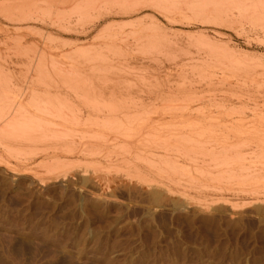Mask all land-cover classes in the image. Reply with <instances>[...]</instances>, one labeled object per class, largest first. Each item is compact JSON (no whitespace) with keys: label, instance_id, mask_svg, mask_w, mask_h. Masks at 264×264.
Wrapping results in <instances>:
<instances>
[{"label":"rangeland","instance_id":"rangeland-1","mask_svg":"<svg viewBox=\"0 0 264 264\" xmlns=\"http://www.w3.org/2000/svg\"><path fill=\"white\" fill-rule=\"evenodd\" d=\"M53 1L0 0V107L52 131L0 143V264H264V23L236 11L257 0L230 1L224 25L185 0L162 5L174 20L122 17L124 0Z\"/></svg>","mask_w":264,"mask_h":264},{"label":"bare ground","instance_id":"bare-ground-1","mask_svg":"<svg viewBox=\"0 0 264 264\" xmlns=\"http://www.w3.org/2000/svg\"><path fill=\"white\" fill-rule=\"evenodd\" d=\"M55 1V0H54ZM53 1V2H54ZM57 1V0H56ZM65 1V0H64ZM64 1L62 0V2L64 3ZM83 1V0H82ZM116 1V0H115ZM145 1H149L150 3H146ZM170 0H124L123 1V3H124V8H123V10H124V13L122 14V17H123V15H125V16H127V17H135V16H138L139 14H142V12H144L145 10H150V9H153V10H156V11H158L159 13H161L162 14V16H166V12L168 11H166L165 9H166V7L165 8H163V6H165V4H164V2H169ZM230 1H236V0H185V5H186V7L188 6V7H191L190 9H191V11H193L196 15H198V16H200V17H205L206 18V15H210V13H212L214 16H215V19L216 20H219V21H221L222 23L224 22V20H223V16H224V12H225V9H226V6H229L230 4H229V2ZM59 2V1H58ZM57 2V3H58ZM66 2V1H65ZM68 2H70V1H68ZM67 2V3H68ZM74 2V1H73ZM72 1L70 2L71 4L73 3ZM86 2V1H85ZM90 2V1H89ZM94 2V1H93ZM92 2V3H93ZM172 2H173V0H172ZM257 4L255 5V6H253V9H246V7L245 6H243V5H238V6H236L238 9H236V11L238 12H240L239 14V16L241 17V15L243 16V17H247V16H250V18L252 17V19H255L256 20V22H261L262 24L264 23V0H257V1H255ZM49 3V2H48ZM50 3H52V2H50ZM62 3V4H63ZM67 3H65V4H67ZM69 3V4H70ZM98 3V2H97ZM60 4V3H59ZM62 4H60V6L62 5ZM76 4H77V2H76ZM85 4V3H84ZM91 4V3H90ZM89 4V6H91ZM170 4V3H169ZM50 5V4H49ZM86 5V4H85ZM163 5V6H162ZM177 6V4H173V6ZM194 6V7H192V6ZM33 6V5H32ZM52 6V5H51ZM66 5H64V7H65ZM67 6H69V5H67ZM75 6V5H74ZM73 6V7H74ZM88 6V7H89ZM30 7V6H29ZM78 7V6H77ZM167 7H169V8H171V5L170 6H168V4H167ZM235 6H233V8H236ZM251 7H252V5H251ZM50 8V7H49ZM87 8V7H86ZM91 8H92V6H91ZM179 8V7H178ZM177 8V9H178ZM227 8H231V7H227ZM57 9V8H56ZM70 9H72V7L70 8ZM75 9V8H74ZM73 9V10H74ZM85 9V8H84ZM168 9V8H167ZM175 9V8H174ZM176 9V10H177ZM180 9V8H179ZM189 9V8H188ZM228 9V10H229ZM232 9V8H231ZM231 9L229 10V11H231ZM51 10V9H50ZM69 10V9H68ZM72 10V11H73ZM123 10H121L120 12L122 13L123 12ZM164 10V11H163ZM170 10V9H169ZM182 10V9H181ZM75 11V10H74ZM152 11V10H151ZM172 11V10H171ZM183 11V10H182ZM228 11V12H229ZM232 11H234V9H232ZM231 11V12H232ZM251 11H252V14L253 15H250L251 14ZM109 12V11H108ZM107 12V13H108ZM119 12V13H120ZM158 12H156L157 14H158ZM170 11H168V13H169ZM175 11H173V13H174ZM254 12V13H253ZM0 13H2V12H0ZM116 13H117V15H119L118 14V12L116 11ZM120 13V14H121ZM170 13H172V12H170ZM173 13L172 14H167V15H170V16H173ZM248 13H250V14H248ZM74 14V13H73ZM110 14H111V12H110ZM109 14V15H110ZM163 14H165V15H163ZM177 14H180L179 12H177ZM177 14H176V16H177ZM235 14V13H234ZM120 17H121V15H119ZM170 16H166V17H169L170 18ZM23 17V16H22ZM26 17V16H25ZM40 17V16H39ZM70 17V16H69ZM24 18V17H23ZM37 18V17H36ZM67 18V17H66ZM149 18H150V16H149ZM175 18V17H174ZM177 19H178V17H176ZM226 19H227V17H225ZM242 18V17H241ZM248 18V17H247ZM246 18V19H247ZM25 19H27L28 20V18H25ZM24 19V20H25ZM40 19V18H39ZM41 19H43V17L41 18ZM65 19V18H64ZM63 19V20H64ZM82 19V18H81ZM155 19V18H154ZM173 18L171 17L170 18V20H172ZM214 19V20H215ZM225 19V20H226ZM230 19V18H229ZM45 20H46V18H45ZM44 20V21H45ZM59 20V19H58ZM57 20V21H58ZM68 20V19H67ZM66 20V21H67ZM137 20V19H136ZM140 20V19H139ZM138 20V24H141V22L143 21V20H141V22ZM174 20V19H173ZM179 20V19H178ZM178 20H176L175 19V21H178ZM228 20V19H227ZM226 20V21H227ZM231 20V19H230ZM250 20V19H249ZM62 21V20H61ZM70 21V20H69ZM169 21V20H168ZM198 21H199V19H198ZM232 21H233V19H232ZM79 22V21H78ZM140 22V23H139ZM153 22V21H152ZM157 22V21H156ZM155 22V23H156ZM202 22V21H201ZM208 22V21H207ZM213 22V21H212ZM33 23V22H32ZM37 23V22H36ZM53 23V22H52ZM173 23V22H172ZM209 23V22H208ZM214 23V22H213ZM154 24V23H153ZM157 24V23H156ZM183 24V23H182ZM225 24H226V26H228L227 25V23L225 22ZM159 25V24H158ZM223 25H224V23H223ZM137 26V25H136ZM174 26V25H173ZM221 26V25H220ZM225 26V27H226ZM133 27H135V25L133 26ZM159 27H161V26H159ZM222 27V26H221ZM224 27V26H223ZM163 28V27H162ZM228 28V27H227ZM231 28V27H230ZM67 29V28H66ZM69 30V29H68ZM67 30V31H68ZM150 30V29H149ZM157 31H159V30H157ZM68 32H70V30L68 31ZM67 33V32H66ZM135 33V32H134ZM149 33V32H148ZM222 36H223V34H222ZM109 37V36H108ZM192 37V36H191ZM218 37V36H217ZM228 37V36H227ZM192 38H194V37H192ZM101 39V38H100ZM123 40V39H122ZM149 40V39H148ZM147 40V41H148ZM197 40V39H196ZM196 40L194 41V42H196ZM200 39H198V41H199ZM206 40V39H205ZM207 40H209V39H207ZM211 41V40H210ZM210 41H209V43H210ZM140 42V41H139ZM143 42H144V40H143ZM202 42V41H201ZM208 42V41H207ZM142 43V41L140 42V44ZM200 43V42H199ZM136 44H138V41H137V43ZM146 44V43H145ZM154 44V43H153ZM156 44V43H155ZM211 44V43H210ZM209 44V45H210ZM214 44V43H213ZM213 44H212V46L210 45V47H211V49H212V47H214L213 46ZM142 45L144 46V43H142ZM172 45V44H171ZM203 45V44H202ZM208 45V46H209ZM216 45V44H215ZM148 46H149V44H148ZM151 47H153L152 45H150ZM227 46H228V44H227ZM138 47V46H137ZM155 47V46H154ZM161 47V46H160ZM107 48H109V47H107ZM112 48V47H111ZM143 48V47H142ZM227 48V47H226ZM114 49V48H113ZM136 49H138V48H136ZM139 49H141V46H140V48ZM137 50V51H141V50ZM147 49V48H146ZM146 49H144V50H146ZM213 49H215V48H213ZM212 49V50H213ZM228 49V48H227ZM226 49V50H227ZM80 50H82V49H80ZM117 50V49H116ZM195 50V49H194ZM216 50V49H215ZM79 51V50H78ZM97 51V50H96ZM104 51V50H103ZM149 51V50H148ZM155 51H157V50H155ZM217 51H219V49H218V46H217ZM228 51V50H227ZM226 51V53H228ZM229 51H232L231 49L229 50ZM82 52V51H81ZM83 52H86V51H83ZM101 52V51H100ZM154 52V51H153ZM146 53V52H145ZM205 53V52H204ZM225 53V54H226ZM236 53V52H235ZM82 54V53H81ZM216 54V53H215ZM224 54V55H225ZM239 54V53H238ZM79 55V54H78ZM95 55V54H94ZM168 55V54H167ZM226 55H229V54H226ZM225 55V56H226ZM248 56V55H247ZM246 56V57H247ZM250 56V55H249ZM248 56V57H249ZM38 57V56H37ZM84 57V56H83ZM108 57V56H107ZM231 57V56H230ZM238 57V56H237ZM211 58V57H210ZM229 58V57H228ZM240 58V57H239ZM82 59V58H81ZM208 59V58H207ZM231 59H233L234 60V58L232 57ZM235 59H236V57H235ZM251 59H255L254 57H251ZM87 60V59H86ZM99 60V59H98ZM98 60H97V62H98ZM228 60V59H227ZM226 60V61H227ZM243 61H245L244 59H242ZM80 61V60H79ZM174 61V60H173ZM236 61H239V59H236ZM255 61V60H254ZM259 61V60H258ZM6 62V61H5ZM106 62V61H105ZM240 64L242 63L241 62V58H240ZM239 62H236V63H239ZM72 63V62H71ZM93 63H94V61H93ZM210 63V62H209ZM209 63H208V65H209ZM214 63V62H213ZM232 63V62H231ZM234 63V62H233ZM236 63H235V65H236ZM247 63V62H246ZM245 63V64H246ZM255 63V62H254ZM260 63H262L261 61H259V64ZM6 64V63H5ZM44 64H46V63H42V65L43 66H45ZM224 65H225V63H223ZM229 64V63H228ZM240 64H239V66H240ZM244 64V63H243ZM244 64V65H245ZM259 64H257V61H256V64H254L255 65V67H256V65L258 66ZM47 65V64H46ZM230 65V64H229ZM247 65H248V63H247ZM246 65V66H247ZM261 65V64H260ZM262 65H263V63H262ZM234 66V65H233ZM252 65H250V67H251ZM264 66V65H263ZM47 67V66H46ZM45 67V68H46ZM65 67V66H64ZM70 67V66H69ZM210 67V66H209ZM228 68H230L231 67V65L230 66H227ZM235 67H238V65L237 66H235ZM249 67V68H250ZM259 67V66H258ZM261 67V66H260ZM40 68L42 69V67L40 66ZM44 68V67H43ZM51 68H52V66H51ZM96 68V67H95ZM201 68V67H200ZM242 68H243V66H242ZM244 68H245V66H244ZM249 68H246V69H249ZM252 68H253V66H252ZM263 69H264V67H262ZM261 68V69H262ZM53 69V68H52ZM72 69V68H71ZM231 69H233V67L231 68ZM238 72H239V70H238V68H235ZM234 69V70H235ZM246 69H244V70H246ZM40 70V69H39ZM96 70V69H95ZM243 70V69H242ZM47 71V70H46ZM53 71V70H52ZM64 71V70H63ZM70 71V70H69ZM76 71V70H75ZM90 71H92L93 72V69L92 70H90ZM113 71V70H112ZM241 71V70H240ZM264 71V70H263ZM55 72V71H54ZM53 72V73H54ZM97 72V71H96ZM101 72V71H100ZM204 72H206V71H204ZM237 72V73H238ZM244 72V71H243ZM1 74H3L2 72H0ZM7 73V72H6ZM31 73V72H30ZM59 73V72H58ZM62 73L63 72H61V73H59V74H61L62 75ZM71 73V72H70ZM69 73V76L71 77V76H73L74 74H70ZM231 73V72H230ZM247 73H250V71L249 72H247ZM255 73V72H254ZM0 74V75H1ZM57 74V73H56ZM65 74V73H64ZM76 75H77V73H75ZM261 74H263V73H261ZM35 76H36V74H34ZM41 76H43V74H40ZM45 75H46V73H45ZM58 75V74H57ZM76 75H74L75 77H78V76H76ZM79 75V74H78ZM202 75V74H201ZM210 75V74H209ZM2 76V75H1ZM0 76V77H1ZM5 76V75H4ZM29 76V75H28ZM33 76V75H32ZM41 76L39 77V78H41ZM48 76H50V75H48ZM60 76V75H59ZM66 76H68V74L66 73L65 74V78H66ZM73 76V77H74ZM258 76H260L261 77V75H258ZM6 77V76H5ZM8 77V76H7ZM6 77V78H7ZM19 77V76H18ZM17 76H16V78H18ZM37 77H38V75H37ZM70 77H68V78H66V79H68L67 81H69V78ZM74 77V78H75ZM81 77V76H80ZM86 77V76H85ZM263 77H264V75H263ZM3 78V77H2ZM22 78V77H21ZM58 78V77H57ZM63 78V77H62ZM61 78V79H62ZM83 78V77H82ZM27 79H28V77H27ZM51 79V78H50ZM70 79H73V78H70ZM76 79L77 78H75V79H73L74 81H72V83L74 82V84L75 83H79V81L77 80V82H76ZM78 79H79V77H78ZM81 79V78H80ZM85 79H87V78H85ZM95 79V78H94ZM141 79H143V78H141ZM8 80V79H7ZM7 80H5L4 81V79H3V81L5 82V83H7L6 84V86L8 85V82H6ZM23 80V79H22ZM33 80H36V79H33ZM10 81V80H9ZM11 81H12V79H11ZM27 81V80H26ZM30 81V80H29ZM37 81V80H36ZM50 81V80H49ZM63 81V80H62ZM86 81H88V80H86ZM99 81V80H98ZM144 81V80H143ZM4 82L2 83V80H1V83L2 84H4ZM20 82V81H19ZM34 82V81H33ZM38 82L39 81H37V83L36 82H34V84H37L38 85ZM52 82V81H51ZM83 84H84V82L83 81H81ZM102 82H105V81H102ZM264 82V81H263ZM0 83V84H1ZM23 83V82H22ZM45 83V82H44ZM69 83H71V80L69 81ZM81 83V84H82ZM90 83H93V81L92 82H90ZM89 83V84H90ZM110 83V82H109ZM1 84V85H2ZM28 84V83H27ZM32 84V83H31ZM30 84V85H31ZM33 84V85H34ZM47 84V83H46ZM45 84V85H46ZM54 84H56V83H54ZM66 84L68 85V82L67 83H65V86H66ZM80 84V83H79ZM82 84V85H83ZM88 83H87V85H89ZM98 84H99V82H98ZM103 84H105V83H103ZM5 85V84H4ZM78 85V84H77ZM91 85V84H90ZM95 85V84H94ZM93 85V86H94ZM223 85V84H222ZM253 85V84H252ZM39 86H40V84H39ZM42 86V85H41ZM64 86V87H65ZM83 86H85V85H83ZM205 86V85H204ZM3 87L4 86H2V89H3ZM8 87V86H7ZM11 87V86H10ZM15 87V86H14ZM43 87V86H42ZM45 87V86H44ZM52 87V86H51ZM51 87H48V88H51ZM54 87V86H53ZM67 88H68V86H66ZM76 87V86H75ZM77 87H79V86H77ZM82 87V86H81ZM87 87V86H86ZM85 87V88H86ZM92 87V86H91ZM95 87V86H94ZM99 87H101V86H99ZM230 87V86H229ZM5 88V87H4ZM12 88V87H11ZM102 88V87H101ZM100 88V89H101ZM240 88V87H239ZM1 89V88H0ZM16 89V88H15ZM69 89V88H68ZM75 89V88H74ZM73 89V90H74ZM77 89V88H76ZM81 89V88H80ZM83 89V88H82ZM82 89L81 90H79V91H81V92H83L82 91ZM92 89V88H91ZM182 89V88H181ZM87 90V89H86ZM85 90V91H86ZM93 90V89H92ZM97 90H98V88H97ZM107 90V89H106ZM105 90V91H106ZM21 91V90H20ZM62 91V90H61ZM61 91H60V93H61ZM69 91H72V89L71 90H69ZM103 89H102V93L103 92H105ZM62 92H64V91H62ZM73 92V91H72ZM74 92H76V90L74 91ZM89 92V91H88ZM87 91H86V93H88ZM99 93H100V91H98ZM33 93V92H32ZM45 93V92H44ZM56 93H58V92H56ZM78 93V92H77ZM85 93V92H84ZM85 93V94H86ZM107 93V92H106ZM113 93V92H112ZM54 94V93H53ZM62 94V93H61ZM60 94V95H61ZM79 94V93H78ZM94 94H95V92H94ZM111 94V93H110ZM116 94V93H115ZM161 94V93H160ZM52 95V94H51ZM58 96H59V93L57 94ZM80 95V94H79ZM82 95V94H81ZM88 95V94H87ZM89 95H90V93H89ZM99 95V94H98ZM109 95V94H108ZM108 95L106 96V97H108ZM157 95V94H156ZM30 96V95H29ZM40 96V95H39ZM65 96V95H64ZM68 96V95H67ZM83 96H84V94H83ZM91 96V95H90ZM112 96V95H111ZM121 96V95H120ZM163 96V95H162ZM23 97V96H22ZM32 97V96H31ZM47 97V96H46ZM49 97V96H48ZM59 97H61V96H59ZM58 97V98H59ZM69 97V96H68ZM67 97V98H68ZM79 98H83V97H81V96H78ZM94 97H95V95H94ZM100 97V96H99ZM98 97V98H99ZM103 97H104V94H103ZM103 97H101L103 100H104V98ZM50 98V97H49ZM71 98V97H70ZM69 98V99H70ZM84 98H87V97H85L84 96ZM83 98V99H84ZM91 98V97H90ZM97 98V99H98ZM113 97H111V99H112ZM117 99H118V96L116 97ZM121 98H122V96H121ZM121 98H119L120 100H121ZM172 98V97H171ZM32 99V98H31ZM51 99V98H50ZM82 99V100H83ZM97 99H96V97H95V100L97 101ZM114 99V98H113ZM117 99H115V100H117ZM124 99H126L127 100V98L125 97ZM30 100V99H29ZM48 100V99H47ZM56 100V99H55ZM63 100H65V99H63ZM95 100H93L94 101V103H92V100L90 101V99L88 100V98H87V100L85 101V104L87 103V101L89 102L90 101V103H87V104H89V106H92V105H90L91 103L93 104V108H91V109H93V111H96V109H98V108H94V105L96 106L97 104V102L95 101ZM99 100V99H98ZM107 100V98L104 100V101H106ZM108 100H110V98L108 99ZM123 100V99H122ZM128 100H129V98H128ZM101 101V100H100ZM171 101V100H170ZM186 101V100H185ZM263 101V100H262ZM50 102V100L47 102V104L45 105V108H43V110L45 111L44 113L48 116V115H50V116H54V117H58L59 115H60V117H61V113L62 112H60V109H59V112H56V108L54 107L55 105H54V103H51L50 102V104H52L51 106H50V104H48ZM64 102V101H63ZM65 102H67L68 103V101L66 100ZM70 102V101H69ZM72 102V101H71ZM70 102V103H71ZM73 102H74V100H73ZM72 102V103H73ZM80 102V101H79ZM81 102H83V101H81ZM103 102V101H102ZM123 101H121V103H122ZM127 102V101H126ZM125 101L123 102V103H126ZM130 102H132V100L130 101ZM142 102V101H141ZM173 102V101H172ZM84 103V102H83ZM120 103V104H121ZM122 103V104H123ZM133 103V102H132ZM132 103H130V105L132 106ZM213 103V102H212ZM216 103H217V101H216ZM84 104V106H85V108L87 107L86 105ZM128 104V103H127ZM126 104V105H127ZM15 105V104H14ZM17 105V104H16ZM59 105V104H58ZM74 105V104H73ZM83 105V104H82ZM99 105H100V103H99ZM99 105H98V107H99ZM125 105V104H124ZM124 105H122V106H124ZM130 105H129V107H130ZM213 105V104H212ZM18 106V105H17ZM71 106H72V104H71ZM122 106H121V108H122ZM136 106V105H135ZM142 106H144V105H142ZM76 107H77V104H76ZM138 107V106H137ZM136 107V108H137ZM140 107H141V105H140ZM1 108V107H0ZM8 108V107H7ZM7 108H6V110H7ZM33 108H36V107H33ZM72 108V107H71ZM79 109H80V107H78ZM89 108V107H88ZM105 108V107H104ZM107 108V107H106ZM126 108H127V106H126ZM2 109V111H3V108H1ZM0 109V110H1ZM15 109V108H14ZM69 109V108H68ZM75 109V108H74ZM77 109V108H76ZM91 109H90V111H91ZM142 109V108H141ZM9 110H10V108H9ZM8 110V111H9ZM82 110V109H81ZM80 110V111H81ZM99 110V109H98ZM107 110H109L110 111V109L109 108H107ZM112 110V112H114L113 110H114V108H112L111 109ZM120 110H121V112H122V109H119V112H120ZM127 110V109H126ZM129 110H131V109H129L128 108V111ZM134 110V109H133ZM18 111H20V110H18ZM25 111V110H24ZM24 111H23V114H22V112H20V115H18V113L16 114H14L15 115V117H13V118H11V116H14V115H8L5 111H3L2 112V114H1V111H0V121H1V119L2 118H4L5 116H9L7 119H5L4 121L2 120V122H0V143L2 144V145H5L4 147H6L5 149H7V151L8 152H10V151H14V150H17L16 149V147L18 148V146L17 145H19V144H16L17 142L16 141H18V142H20L21 143V141H19L18 140V138H19V136H20V138L19 139H21L22 141H24V142H26L27 144L28 143H32L33 141L34 142H38V140H40L41 138H43V136L41 135L42 133H43V135L45 134L46 135V131L48 132L49 130V128H44V127H40L39 125H40V123H42V122H44V120H42L41 118H39L38 116H36L34 113H30V112H28V113H25L24 114ZM41 111V110H40ZM79 111V112H80ZM13 112V111H12ZM14 112H16V109L14 110ZM75 112V111H74ZM98 112V111H97ZM100 112V111H99ZM98 112V113H99ZM111 112V111H110ZM120 112V113H121ZM131 112V111H130ZM11 113V112H10ZM65 113V112H64ZM92 113H94V112H92ZM101 113V112H100ZM108 113V112H107ZM115 113H117V112H115ZM114 113V114H115ZM42 114V113H41ZM75 114H76V112H75ZM77 114H80V113H77ZM76 114V115H77ZM113 114V113H112ZM142 114H143V112H142ZM145 114H146V112H145ZM24 115V116H23ZM44 115V114H43ZM66 115L68 116V114L66 113ZM82 115V114H81ZM125 116H127V114H124ZM124 115H122V116H124ZM131 115H134V114H131ZM130 115V116H131ZM136 115V114H135ZM150 115V114H149ZM17 116V117H16ZM78 116V115H77ZM90 116V115H89ZM87 117H88V115H87ZM65 118H67V117H65ZM92 118V117H91ZM97 118V117H96ZM95 117H94V119H96ZM101 118V117H100ZM139 118V117H138ZM8 119H10L8 122H7V120ZM83 119V118H82ZM88 119V118H87ZM133 119V118H132ZM131 119V120H132ZM61 120V119H60ZM67 120V119H66ZM66 120L64 121V122H66ZM70 120V119H69ZM80 120H81V118H80ZM86 120V119H85ZM84 120V121H85ZM90 121H91V119H89ZM93 120V119H92ZM98 120V119H97ZM101 120V119H100ZM88 120H86L85 121V123L87 122ZM96 121V120H95ZM95 121H93V123L95 122ZM89 122V121H88ZM87 122V123H88ZM97 122V121H96ZM142 122V121H141ZM5 123V124H4ZM45 123H46V120H45ZM48 123V122H47ZM46 123V125H48ZM68 123V122H67ZM70 123V122H69ZM2 124H4V126H2ZM98 124V123H97ZM57 124H55V126H56ZM131 125V124H130ZM96 126V125H95ZM40 129H43V130H41L40 131ZM53 129V128H52ZM39 131H40V133H39ZM43 131V132H42ZM42 132V133H41ZM50 132H52L51 130H50ZM50 132H48L49 134H50ZM71 133V132H70ZM53 134V133H52ZM73 134H75V133H73L72 132V135ZM83 134V133H82ZM19 135V136H18ZM44 135V136H45ZM79 135H81V134H79ZM79 135H78V137H79ZM17 136H18V138H17ZM50 136V135H49ZM83 136H84V134H83ZM82 136V137H83ZM86 136L88 137L89 135H87L86 134ZM91 136H94V135H91ZM82 137H80V138H82ZM86 137V138H87ZM90 137V136H89ZM88 137V138H89ZM98 137V136H97ZM85 138V136L83 137V139ZM85 138V139H86ZM99 138V137H98ZM101 138H103V137H101ZM45 139H47V137L45 138ZM45 139H43V140H45ZM52 139V138H51ZM104 139V138H103ZM35 140H37V141H35ZM13 141H15V142H13ZM6 142H7V144H6ZM12 142L14 143V144H12ZM23 142V143H24ZM40 143L42 142V141H39ZM44 142H46V141H44ZM52 142H53V140H52ZM22 143V144H23ZM48 143V142H47ZM46 143V144H47ZM66 143H68V142H66ZM70 143V142H69ZM25 144V143H24ZM50 144H51V142H50ZM63 144V143H62ZM66 145V144H65ZM65 145H63V146H65ZM68 146V145H67ZM62 147V145L60 146L61 148H66L67 150H65L66 152H68V150L69 149H71V147H69V149H68V147ZM75 146H76V144H75ZM73 147V145H72V149L69 151V152H71L72 150L73 151H75L73 148H76V147ZM242 146V145H241ZM240 146V147H241ZM243 146H244V144H243ZM1 147H3V146H1ZM3 147V148H4ZM53 147V146H52ZM51 147V148H52ZM56 147V146H55ZM54 147V148H55ZM238 146H236V148H237ZM24 149H25V147H23ZM33 148V147H32ZM42 148V147H41ZM44 148H46V147H44ZM50 148V149H51ZM53 148V149H54ZM59 147L57 146V149H58ZM80 148V147H79ZM235 148V147H234ZM235 148V149H236ZM20 149H21V147H20ZM26 149H27V147H26ZM30 148L28 147V150H29ZM35 149V148H34ZM33 149V150H34ZM52 149V150H53ZM56 149V148H55ZM60 149V148H59ZM58 149V150H59ZM83 149V148H82ZM81 149V150H82ZM27 150V151H28ZM39 150V149H38ZM41 150H43V149H41ZM84 150V149H83ZM89 150V149H88ZM230 150V149H229ZM237 150V149H236ZM18 151H20L19 149H18ZM22 151V150H21ZM24 151V150H23ZM26 151V150H25ZM30 151H31V149H30ZM48 151V150H47ZM60 151V150H59ZM63 150H61V152H62ZM77 151V150H76ZM230 151H233V150H230ZM15 152H17V151H15ZM78 152V151H77ZM81 152V151H80ZM236 151L234 150V153H235ZM237 152H239V149H238V151ZM18 153H20V152H18ZM22 153V152H21ZM71 153H73V155H74V152H71ZM226 153V152H225ZM83 154V153H82ZM238 154V153H237ZM15 155V154H14ZM66 155H68V154H66ZM70 155H72V154H70ZM226 155V154H225ZM10 156V155H9ZM64 156V155H63ZM15 157V156H14ZM59 157H60V155H59ZM19 158V157H18ZM17 158V159H18ZM21 158V157H20ZM224 158V157H223ZM54 159V160H53ZM52 160H53V162H52ZM52 160H51V163H50V160H45V165L48 167L47 169H51V166H54V165H59V166H61V164L63 163V161H61V159L60 158H52ZM62 160H63V157H62ZM218 160V159H217ZM221 160V159H220ZM215 161H216V159H215ZM219 161V160H218ZM19 162V161H18ZM214 162V161H213ZM212 162V163H213ZM217 162V161H216ZM235 162H236V160H235ZM20 163V162H19ZM25 163V162H24ZM215 163V162H214ZM227 163V162H226ZM216 164V163H215ZM56 165V166H57ZM26 166V165H25ZM29 166V165H28ZM215 166V165H214ZM218 166H220V165H218ZM27 167V166H26ZM45 167V166H44ZM56 168V167H55ZM219 168V167H218ZM53 169V168H52ZM57 169H59V167L57 168ZM54 170V169H53ZM49 171H51V170H49ZM56 171V170H55Z\"/></svg>","mask_w":264,"mask_h":264}]
</instances>
